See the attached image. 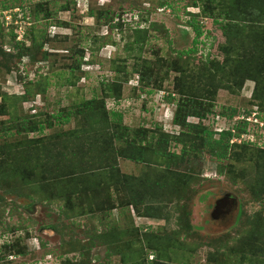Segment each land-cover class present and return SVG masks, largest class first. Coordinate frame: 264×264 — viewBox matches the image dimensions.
Here are the masks:
<instances>
[{
    "label": "rangeland",
    "instance_id": "rangeland-1",
    "mask_svg": "<svg viewBox=\"0 0 264 264\" xmlns=\"http://www.w3.org/2000/svg\"><path fill=\"white\" fill-rule=\"evenodd\" d=\"M157 2V0H0V24L2 25L0 49L2 51L8 53V50H12L11 32L16 36L17 41H24L27 46H31L32 43L26 40L24 35L31 27L35 26L36 30H45L48 35V38L43 40L44 50H41L43 53L47 52L46 61L38 62L28 55L21 62H11L12 68L6 69L4 58L0 55V102L2 94L10 97L24 95L29 82L33 83L29 99L26 102H18L20 115L29 116L38 112L52 115L61 109L75 107V102L82 99L87 100L92 97L101 99L102 83L115 79L114 62L117 66L126 59L129 81L121 79L122 99L107 100V110L115 115H122V125L132 129L147 128L151 131L159 125L169 132L181 131L180 127L172 123L177 103L168 105L164 95L166 92L173 91L177 78L197 82L199 75L196 72L199 67L202 68L203 64L213 59V61L222 62L225 55L220 47L225 45L226 38L212 20H207L201 23L204 34L199 43L194 45L195 34L188 26V21L191 19L189 13L199 12L200 9L189 7L190 0H165L163 2L167 3L166 6H160ZM66 4H69L70 9L63 11L62 7ZM38 7L45 12L41 14L40 21L35 22L34 11ZM90 9L96 14L111 11L115 14L114 20L111 24H105V15L99 19L97 16L91 17L88 15ZM47 11L51 13V18L44 20L42 16ZM57 22L65 23V25L68 23L69 28L60 26L58 28L55 26ZM140 35H143L144 39L139 44L136 43L138 42L136 37ZM231 44H235L232 39ZM78 49H84L85 60H83L81 72L75 74L79 80L74 81L75 85H72L66 82L73 76L69 73L68 66L72 63L71 55ZM191 50L194 53L190 54L189 66L195 70V72L189 71L190 75L194 74L192 77H189V74L183 73L180 76L176 72H171L170 78L161 82L163 79L160 77L163 74L159 78L153 75L151 87L133 89L139 83V75L132 71L135 62L142 59L164 60L170 54L176 55V51ZM36 52L37 49L31 46L29 52L31 56H34ZM261 52L258 55L259 65L264 64V49ZM138 55L141 56L137 58ZM234 55L235 53H232L230 56ZM89 57L93 65H87L86 61ZM37 83H41L42 86L45 84L39 89V92L42 89L44 93H39L35 88L34 84ZM254 87L255 83L247 80L242 91L233 93L222 89L212 98L206 96L207 99L200 102L212 106L210 112H205L206 118L189 117L187 120L189 123L205 126L214 132L216 134L212 138L214 141L219 139V133L224 129L239 126L238 122L242 119L249 121L244 132L235 133L240 135L238 136L240 138L232 139V141L237 143L250 141L261 146L262 143L264 144V122H260L259 118L255 120L253 117V113L257 111V106L252 99ZM150 88L155 90L152 94H147ZM35 93L37 94L33 98ZM199 100L195 101L199 102ZM196 106L206 105L196 104ZM247 112L251 114L247 116ZM8 118V116L1 117L0 144L17 141L14 136L13 138L9 136H16L15 131L13 134L4 133L3 128L10 126ZM81 125L82 120L72 116L69 124L63 126L56 123L52 129H47L45 134L49 136L70 132ZM29 136L30 138L40 137L33 133ZM256 148L260 147L253 145L252 151L246 153L249 156L244 157L241 166L235 162L237 170L240 167L247 170L250 176L248 181L255 175L256 168L251 159H257L261 155ZM55 150L58 153L63 151V148L58 147ZM171 151L180 153L181 146L173 145ZM232 152L233 150L230 151ZM201 157L195 160V164L172 166L173 169L182 172L187 171L188 166H195L198 178L192 185L191 192H187L183 202L180 203L184 207L183 218L187 220L184 222H188L192 228L180 231L178 236L181 242L168 248L165 255L170 258L167 260L182 264H211L214 255L220 257L219 261L228 259L226 264H239L241 256L235 254L236 252L233 256L227 255H231L228 248L226 253L218 252L223 248L220 243L227 242L228 247L231 248L237 245L238 239L249 235L248 231L251 227L244 226L245 221L241 223V226L238 224L239 204L242 203L243 210L248 216L257 212L264 215V195L261 197L262 203L252 201L249 199L250 193L244 183V181L247 182V178L244 181L238 179L233 183L226 173L223 176L219 174L218 167L220 168L221 165L225 167L228 161H218L207 151ZM156 161L158 160L152 162L156 163ZM119 165L122 172L135 176H139L142 173L141 170L146 168L143 163H133L124 159L119 160ZM22 192L23 197L18 198L0 191L4 195V199L0 202V250L4 244H10L17 238H21L20 245H17V250L21 253L10 252L11 256L8 260L7 258L0 260V264H61L65 259L78 260L79 250L82 248L86 249L85 253L89 257L90 264H124L121 254L107 251L104 239L98 237L101 234L105 235V238L107 235L114 234L119 240L122 238L130 242V239L136 241L144 237L143 233L159 235L166 233L165 235L170 239L175 238L176 242L178 241L176 238L178 236L175 237L172 232L179 229V226L175 224L177 201L167 206L170 213V219L167 222L140 217L134 208L124 210L118 208L111 213H106L94 205L92 209L86 205L85 208L82 206L83 213L79 214L78 206L81 202L74 197L76 206L73 210H69L72 213L67 217L60 213L59 203L41 202L42 194L33 192L31 186L23 188ZM224 200L226 205L231 207L230 212L228 206L219 211L216 209L217 205ZM132 223L140 227V232L134 231L136 235L125 233L121 237L123 230L133 227ZM92 236L98 237L95 241L93 239V243ZM182 242L184 245H180ZM134 248L132 254L143 253L139 251V247L134 246ZM147 251L150 253L149 260L155 258L156 253L153 250ZM109 253L112 254L111 258H108ZM147 254L145 257L140 256L142 259L140 261L151 264L145 261ZM255 259L259 262L264 261L262 256ZM245 263L255 264L254 257L248 254Z\"/></svg>",
    "mask_w": 264,
    "mask_h": 264
},
{
    "label": "trees",
    "instance_id": "trees-1",
    "mask_svg": "<svg viewBox=\"0 0 264 264\" xmlns=\"http://www.w3.org/2000/svg\"><path fill=\"white\" fill-rule=\"evenodd\" d=\"M157 1L160 6L167 5L166 2H163L165 0ZM188 6L200 9L199 12L189 13L191 19L188 21V26L195 34L194 45L199 43L204 34L201 23H205L207 20H212L219 27L226 42L224 46L220 47L225 55L222 62H216L213 59L203 64L202 68L199 67L196 72L199 75L197 82L181 80V77L177 78V84L173 91L166 92L164 95V100L168 102V105L177 103L172 123L174 126L180 127L181 131L169 132L159 125H156V128L151 131L147 128L132 129L122 125V115H115L107 110V100L120 101L122 99L121 79L129 81L126 59L117 66L114 62L115 79L102 83L103 95L101 99L97 97L82 99L75 102V107L61 109L52 115L41 112L29 116L19 114L18 102H26L31 94L33 83L29 82L27 83V85L29 84L28 88L22 96L10 97L2 94L0 124H2L1 117L8 116L7 121L10 126L3 128L4 133L13 134L15 131L16 136H9L11 138L14 136L17 141L0 144V191L8 196L15 195L22 198V189L31 186L33 192L42 194L41 202L59 203L60 213L67 217L72 213L69 210H73L76 206L73 201L74 197L81 202L78 206L80 207L79 214L83 213L82 206L85 208L86 205L91 209L94 205L106 213H111L118 208L120 210L134 208L140 217L153 218L157 222H167L170 219L167 206L177 201L175 224L179 226V229L172 231L176 237L180 235V231L192 228L188 222H184L187 220L183 218L184 207L180 203L183 202L186 193L191 192L192 185L198 177L195 166H188V170L183 172L173 169L172 166L195 164V160L200 159V156L203 157L204 152L207 151L212 158H216L218 161H228L225 167L223 165L218 167L220 175L223 176L226 173L233 183L238 179L244 181L247 178V182L244 181V183L250 193L249 199L262 203L264 144L262 143L260 146L250 141L239 143L232 141V139L240 138L238 137L240 135H235V133L244 132L248 121L242 119L238 122L239 126L224 129L219 133V139L214 141L212 139L216 135L214 132L205 126L189 123L187 119L189 117L206 118L205 112H210L212 108L210 104L200 103L203 99H207L206 96L212 98L222 89L233 93L242 91L245 82L250 80L255 83L252 99L257 106L256 116L261 122H264V64L259 65L258 59V55L264 49V0H190ZM62 8L63 11H68L70 6L66 4ZM44 12L39 7L35 9V22L40 21L41 14ZM88 15L97 16V19L105 15V24H111L115 14H112L111 11H102L96 14L94 10L90 9ZM42 18L49 20L51 13L47 11ZM55 26L69 28L68 23L65 25L62 22L55 23ZM1 29L2 25L0 24V31ZM10 34L13 37L12 50L5 53L0 49L6 69L12 68L11 62H21L28 55L38 62L48 59L47 52H41L42 49L44 50L43 40L48 38L45 30H36L33 26L24 35L26 40L31 41L32 48L37 49L34 56L29 53L31 46H27L24 41H17L13 32ZM136 39L138 40L136 43L140 44L144 36H137ZM231 39L235 44H231ZM191 53L194 51H176V55L170 54L164 60L142 59L135 62L132 71L139 75V83L133 89L151 87L153 75L159 78L163 74L160 79H163L161 82H165L170 78L171 72H176L180 76L183 73L190 75L189 71L195 72L189 66ZM232 53L235 55L230 56ZM39 56H41L40 59ZM140 56L138 55L137 58ZM71 60L72 63L68 66L69 73L75 77L72 76L71 80L66 82L75 85L74 81L79 80L75 74L81 72L83 60H85L84 49L74 51ZM86 62L87 65H93L91 57ZM193 75L192 73L189 77ZM34 86L39 92L40 87L45 84L42 86L41 83H37ZM154 90L150 88L146 93L152 94ZM39 93H44V91L41 89ZM36 94L33 95V98ZM195 100H199V102ZM196 104L206 106L198 107ZM250 114L251 112L246 113L247 116ZM43 116L45 118H42ZM72 116L82 120L80 127L70 132L49 136L45 134L46 130L52 129L56 123L63 126L69 124ZM30 133L38 134L40 137L30 138ZM173 145L181 146L180 153L171 151ZM253 145L260 147L256 149L260 151L261 155L257 159H251L256 168L255 175L248 181L250 176L247 174V170L243 167L237 170L235 162L241 166L244 157L249 156L246 153L252 151ZM58 147H62L63 151L57 153L55 149ZM231 150H233L232 153H230ZM120 159L143 163L147 169L141 170L142 173L139 176L122 172L119 165ZM154 160L158 161L154 163L152 162ZM2 193H0V202L4 199ZM239 206L238 224L241 226V223L245 221L244 226L251 227L248 231L249 235L238 239L237 245L231 248L228 247L227 242L221 241L220 244L223 248L218 252L226 253L228 248L231 252V255L227 254L228 256H233L234 252L241 256L239 264H246L245 258L248 254L254 257L255 264H264V261L259 262L258 259H255L258 256H262L264 259V215L257 212L248 216L243 210L242 203ZM143 207L144 209H142ZM142 210L143 213H141ZM54 228L56 229V227ZM129 228L121 232V237L125 233L133 235L134 231L140 232L138 226L133 225L132 228ZM165 234L143 233L144 237L137 239L138 241L130 239V242L122 238L119 240L114 234L107 235L106 238L102 234L98 237L104 239L108 252L122 255L124 264H145L140 261L142 260L140 256L144 255L145 257L148 249L153 250L156 256L149 260L150 253H148L147 259H145L147 263L182 264L167 260L170 258L165 255L168 248H171L175 243L179 244V236L176 237L178 240L176 242L175 238L172 240ZM98 237L92 236V243L93 239L95 241ZM20 241L19 237L10 244H4L0 250V255H2L0 260L5 258L8 260L11 256L10 252L21 253L17 250ZM182 244L184 245L183 242L180 245ZM134 246L139 247L140 249H137L143 253L132 254ZM24 248L26 249V247ZM85 250L83 248L79 250L80 258L78 260L65 259L61 264H90ZM111 255L109 253L108 258H111ZM219 258L214 255L211 264H226L228 262V259L219 261Z\"/></svg>",
    "mask_w": 264,
    "mask_h": 264
},
{
    "label": "flooded vegetation",
    "instance_id": "flooded-vegetation-1",
    "mask_svg": "<svg viewBox=\"0 0 264 264\" xmlns=\"http://www.w3.org/2000/svg\"><path fill=\"white\" fill-rule=\"evenodd\" d=\"M227 203H226V201L224 200V201H221L220 202V204L218 205V207H219V210H221L223 207L224 208H226V206H228V205H226ZM235 205V204H234ZM229 207V212L232 210L231 209V207L230 206H228ZM217 211V210H216ZM218 212V211H217Z\"/></svg>",
    "mask_w": 264,
    "mask_h": 264
},
{
    "label": "built area",
    "instance_id": "built-area-1",
    "mask_svg": "<svg viewBox=\"0 0 264 264\" xmlns=\"http://www.w3.org/2000/svg\"><path fill=\"white\" fill-rule=\"evenodd\" d=\"M6 24H9V23H6ZM253 117L255 118V120H257L256 113H253ZM249 120H251V119H249Z\"/></svg>",
    "mask_w": 264,
    "mask_h": 264
},
{
    "label": "water",
    "instance_id": "water-1",
    "mask_svg": "<svg viewBox=\"0 0 264 264\" xmlns=\"http://www.w3.org/2000/svg\"><path fill=\"white\" fill-rule=\"evenodd\" d=\"M218 205H219V204H218ZM218 205H217L216 209L219 211V207H218Z\"/></svg>",
    "mask_w": 264,
    "mask_h": 264
},
{
    "label": "clouds",
    "instance_id": "clouds-1",
    "mask_svg": "<svg viewBox=\"0 0 264 264\" xmlns=\"http://www.w3.org/2000/svg\"><path fill=\"white\" fill-rule=\"evenodd\" d=\"M167 111V110H166ZM256 118H257V116H256ZM172 120H173V118H172ZM249 122V121H248ZM261 122V121H260ZM238 204H239V202H238ZM240 205V204H239Z\"/></svg>",
    "mask_w": 264,
    "mask_h": 264
}]
</instances>
